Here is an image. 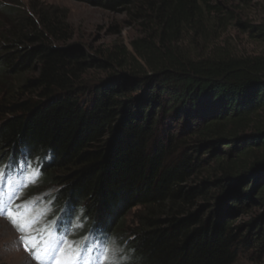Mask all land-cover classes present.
Here are the masks:
<instances>
[{"label":"trees","instance_id":"16d2710c","mask_svg":"<svg viewBox=\"0 0 264 264\" xmlns=\"http://www.w3.org/2000/svg\"><path fill=\"white\" fill-rule=\"evenodd\" d=\"M75 1L143 5L173 28L203 0ZM0 11L9 22L0 84L37 71L18 97H0V167L14 182L13 209L43 193L35 204L50 232L39 250L55 227L79 249L88 238L80 264L99 251L113 264H234L264 251V22L243 24L258 53L182 54L163 30L157 43L132 42L136 54L98 55L62 46L66 29L51 11ZM92 67L107 74L88 84Z\"/></svg>","mask_w":264,"mask_h":264},{"label":"rangeland","instance_id":"374dc122","mask_svg":"<svg viewBox=\"0 0 264 264\" xmlns=\"http://www.w3.org/2000/svg\"><path fill=\"white\" fill-rule=\"evenodd\" d=\"M8 5H23L27 8L35 6L53 12L57 18L62 17L66 29L68 41L62 43V46L80 45L98 55L107 52L136 54L132 42L147 39L157 43L163 30L171 48L182 54H210L220 49L236 53H258L263 49L259 42H254L250 38L243 24L264 22V0H203L192 15L191 21L186 25L178 23L173 28H165V25L160 24L155 18V11L151 12L143 5L108 11L75 0H0V6ZM0 23L5 26L9 23L3 18L1 11ZM106 74V70L92 67L85 71L82 78L86 83L93 84ZM36 75V70L29 71L18 79H10L6 85L0 84V97L7 91L18 97V84ZM43 197V193L37 194L32 202L16 203V206L30 204L26 218L35 221L29 229V234L40 238L35 242L36 244H39L50 232V230L45 231L44 228L47 223L46 211H41L37 203L35 204L36 200ZM133 221L132 214L128 215L127 225L124 228L127 226L132 228ZM20 235L21 233L5 216H0V264H37L29 252L16 243ZM78 242V238L66 240L61 248L67 250L71 245L75 254L79 249ZM260 250L249 249L247 254L234 264H264V251L260 252ZM37 251L42 250L37 248ZM99 253L96 258L109 264L105 260V254H101V251ZM53 264H55L54 259Z\"/></svg>","mask_w":264,"mask_h":264},{"label":"snow or ice","instance_id":"6c2138e0","mask_svg":"<svg viewBox=\"0 0 264 264\" xmlns=\"http://www.w3.org/2000/svg\"><path fill=\"white\" fill-rule=\"evenodd\" d=\"M8 168L9 166L0 167V216H5L13 224L16 230L21 233L16 243L23 246L24 250L29 252L32 258L37 261V264H53V259L55 264H80L84 252L88 251V238H85V241L80 245V249H77L75 254H73L71 245H69L67 250L60 247V245L64 243V240L63 237L56 239V233L58 230L55 227L53 228L52 233L49 234L43 250L37 251L39 245L35 242L40 238L29 234V229L35 221L26 218V212L29 209L30 204L17 205L16 208L13 209L11 207V202L16 195L15 190L5 198L6 187L14 183L11 181V178L8 177ZM37 176L38 171L33 169L27 176V181L34 182ZM20 186L25 185H23L22 182L15 185L16 188ZM102 251L107 253L108 249L104 248ZM105 260H108L107 255H105ZM84 264H89V261L85 260ZM95 264H104V261L97 257L95 258ZM109 264H113V262L109 261Z\"/></svg>","mask_w":264,"mask_h":264},{"label":"clouds","instance_id":"9594fccd","mask_svg":"<svg viewBox=\"0 0 264 264\" xmlns=\"http://www.w3.org/2000/svg\"><path fill=\"white\" fill-rule=\"evenodd\" d=\"M69 240V239H68ZM63 245V244H62ZM62 247V246H61Z\"/></svg>","mask_w":264,"mask_h":264}]
</instances>
